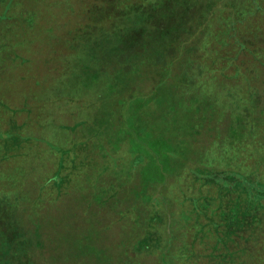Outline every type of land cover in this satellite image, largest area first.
<instances>
[{
	"label": "rangeland",
	"instance_id": "rangeland-1",
	"mask_svg": "<svg viewBox=\"0 0 264 264\" xmlns=\"http://www.w3.org/2000/svg\"><path fill=\"white\" fill-rule=\"evenodd\" d=\"M93 1L22 0L28 5L37 3L34 19L30 20L33 15L28 14L29 9L21 13L22 30L10 34L12 46L8 49L0 35V251L7 252L8 262L33 264L32 259L37 258L32 248L38 241L28 231L35 225L34 230L41 229L42 233L37 236L39 242L45 244L37 254L46 264H210L215 255L226 252L225 245L215 248L214 238L205 232L212 228L210 214L207 219L204 214L192 213L193 219L185 221L186 228L175 232L173 246L166 244L171 237L168 208L164 204L144 203L139 197L146 189L150 196L155 194L150 186L147 188L145 175L153 164V151L167 153L168 147L152 146V151H141L144 157L139 154L138 143L142 146L141 137L147 144L163 137L173 142L180 131L193 133L199 129L201 144L205 141L206 146L217 149L211 142L218 140L217 129L223 117L220 97L231 92L249 106L250 90L264 103V70L257 67L251 56L252 52L264 59V18L255 9L257 0H174L171 7H180L165 14L157 12L155 17L160 23L153 22L165 35L157 37L160 45L150 58H162V62L139 68L135 56L128 61L125 73L131 76V82L115 90L118 92L111 98L107 96L108 90H103L96 99L97 92L90 89L97 85L95 75L101 73V64L118 63L121 74L124 68L123 52L113 47L71 48L83 36V28L98 27L97 17L84 11ZM258 2L264 7V0ZM239 17L242 25L234 23ZM15 19H0V24L17 28L20 22L17 25L19 18ZM235 25L240 35L234 37L230 29ZM195 29L202 31L201 36L213 53L217 50L209 54L199 46L202 54H209L204 65L212 66V81L202 77L186 101L176 102L175 111L170 114L167 95L153 94L145 100L136 95L128 98L133 88H141L147 94L155 83L168 82V78L160 79L157 75L164 70L168 51L173 54L171 47L179 45L178 40H189ZM207 30H214L213 36ZM207 36L215 40L212 42ZM17 50L31 56V62L22 59V66L18 67L23 54ZM138 51L139 57L146 56L141 48ZM78 60L89 63L88 73L78 67ZM74 67L80 69L71 70ZM66 68L65 76L61 72ZM239 69L258 76L255 85L247 84ZM170 82L169 95L178 84L177 80ZM208 89L213 90L209 95ZM157 102H163L160 109ZM168 128L174 132L168 135ZM118 133L121 138L114 137ZM123 134L124 138L129 137L128 158L120 148ZM100 141L104 147H111L105 151ZM237 151L242 155L229 159L230 162L242 163L241 167L246 169L258 166L260 161L254 154L244 156V150ZM174 182L173 186L160 187L167 200L179 198L171 210L181 213L191 209L188 203L181 202L183 195L176 187L178 181ZM228 240L231 252L238 253L236 238ZM138 242L147 246L144 251L135 249ZM163 247H167L165 258L161 253ZM242 255L239 260L251 264L250 258ZM229 261L239 263L235 258Z\"/></svg>",
	"mask_w": 264,
	"mask_h": 264
},
{
	"label": "trees",
	"instance_id": "trees-1",
	"mask_svg": "<svg viewBox=\"0 0 264 264\" xmlns=\"http://www.w3.org/2000/svg\"><path fill=\"white\" fill-rule=\"evenodd\" d=\"M21 2L22 0H0L1 21L19 18L16 24L18 25L20 22L17 28H13V25L8 26L7 23L0 24V35L2 38H5L4 47L6 46V49L9 48L8 46H12V43L9 42L10 34H14L15 31L19 33L22 30L21 13L26 12L25 9H29L27 11L28 14L31 12L30 14L33 15L30 17V20H33L34 15H36L35 12L38 7L36 2H33V4L29 3L31 5ZM173 3L174 0H94L84 10L92 14L93 18L97 17V23L95 24L98 27L97 29H91L88 26L83 28V36L75 40L76 46H71V48L74 50V48L76 49L80 45H84V47L93 45L103 48L113 47L118 49L119 52H123L122 67L124 68V73H120L121 65L118 63L111 66L106 61L101 64L102 67L99 70L101 73L95 75L98 79L95 81L97 85L90 89L97 92L94 97L95 99L103 90H108L107 96L111 98L115 92H118L115 90L122 88L126 82H131L129 78L131 76H127L125 73H127L128 61L135 56H138L139 68L140 65L143 68H150L153 62H162V58H150L151 52L154 51L156 46L160 45L157 42V37L165 35V32L157 28L153 22L160 23V19H156L155 17L157 12L161 11L165 14L166 11L169 12L180 7V4L171 7ZM20 5L23 7L22 10L17 8ZM167 5L168 7H162ZM255 9L264 14L263 4L259 3L258 0ZM234 23L241 25L242 21L235 19ZM199 31V29H195L191 38L185 40L186 42L178 40L179 45L171 47L173 54L168 51V60H166L168 62L164 61L163 72L157 74L160 79L168 78V82L155 83L147 94L141 88H133L132 94L128 98L131 99L132 96L136 95L145 100L149 95L153 94L167 95L168 114H170L175 111V108H173L175 104L186 101V96L196 89V85L202 77H205L209 81L211 79L209 77L210 71L213 68L212 66L208 67L204 65V62H206L212 50L209 49V43L201 36L202 31ZM231 32L234 37L240 35V30L236 28V25L231 27ZM206 33L213 36L214 30H207ZM207 38L211 41L215 40V38L212 39L209 36ZM199 46L209 54L207 56L202 54L199 51ZM140 48L146 54L143 58L139 57L138 50ZM11 52L16 53L15 50H11ZM17 53L20 54L21 52L17 50ZM214 53H217V50ZM214 53L212 52V54ZM23 55L20 57V62L17 63L18 67L22 66L24 62L22 59L28 62L32 60L31 56ZM251 56L252 59L256 60L257 67L260 66L259 68L263 71L264 67L262 65L264 66V59L261 60L252 52ZM211 59L214 62L215 59ZM258 60L262 63H259ZM13 61L15 62L17 59L13 58ZM76 63L78 67L85 69V72H89V63L85 61L83 63L79 60ZM213 64L211 63V65ZM78 67L71 68V70L80 69ZM67 72L68 68L62 70L61 73H64L66 76ZM238 72L240 75L246 76L245 81L247 84L255 85L257 82L258 76L251 74L250 71L248 75L240 72V69ZM169 80L178 81L176 89L171 90L175 95H169L170 89L168 87L169 83H171ZM255 89L258 90V88ZM208 91L206 94L209 95L213 90L208 89ZM247 91L249 106L243 105L242 99L234 96L235 94L231 92L225 94V97H220L221 103L224 104V107L221 109L223 117L221 118L220 128L217 129L218 140L211 142V145L215 143L217 149L206 146L207 143L205 141L201 144L199 139L201 131L199 129L193 133L189 132V130L180 131L178 133L179 138H173V142L163 137L153 144H147L148 142H145L141 137L142 141L140 142L142 146L138 143L139 154L144 157L146 155L142 153L143 150L150 149L152 151V146L154 149L158 145L162 148L168 147L167 153L158 150L153 151V164L145 175V182L149 184L147 188L150 186L149 190H154L155 194L150 196L147 191L148 189H146L144 194L139 197L143 202L145 201L144 203H152L155 206H162L164 204L168 208V230L171 237L166 241V244L168 245L169 243V247L173 246L177 237V233L175 232H178L181 228H186L185 225L187 223L185 221L193 219L192 213L204 214L206 218L210 214L211 217L207 219L212 222V228H204L206 229L205 232H208L214 238L215 248L218 246L221 248L220 245H225L226 247V252H220L215 255L210 264H230L229 260H233L234 258L239 261L238 264H244L239 260L241 254L250 258L251 264H264V232L259 230L260 228L264 230V103L261 101L262 98L256 99V97L251 95L252 92L250 90ZM156 105L160 109L163 102H157ZM212 118L214 117L212 116ZM260 123L262 124L260 125ZM128 124H130V121ZM192 124L193 126L195 125L193 122ZM141 125L139 127L143 128ZM173 132V129L168 128V135ZM124 135L126 134H123V144L120 148L124 156L128 158L130 152L127 151L126 147L127 144L130 147L129 137L124 138ZM114 137L121 138L119 133L114 135ZM100 145L105 151L111 147L110 144L109 147H104L102 142ZM238 149L245 151L244 156L254 154V156L258 157L260 161L257 163L258 166L253 168L252 165L250 169H246L241 167L240 164L242 163L230 162L229 159H236L242 155L240 151H237ZM131 151L134 153L132 145ZM110 152L114 154V151L111 149ZM74 157H76L75 154ZM61 163H63V158L61 159ZM222 165L224 166L223 168L221 167ZM174 181H178L176 182V187L178 192L183 195L181 196V202L188 203L187 206L189 208L192 206L191 209H186V211L184 210L181 213L171 210L176 202L179 203V198L177 197V200H170L168 197L167 200L160 187L166 185L168 187L170 185L173 186L175 184ZM226 195H229L230 199ZM34 229H36L35 225L28 231L29 236L35 234L36 237L34 239L38 241L33 244L34 247L32 249L35 250L32 253L35 259H37H32V262L33 264H39L42 261L41 264H46L43 261L44 259H40L41 254H37V251H40V248L43 249L45 246L43 242H39V238L37 237L41 233V229L37 228V231ZM221 229L225 230L222 234ZM213 233L216 235H213ZM228 238H236L235 248H238V253L237 250L233 251V253L231 252L232 247L228 242ZM136 245L135 249L140 248L142 251L147 247H144L142 242H138ZM161 251L163 257H167V247H163ZM8 261L7 252L4 250L0 251V264H14V262L10 261V263Z\"/></svg>",
	"mask_w": 264,
	"mask_h": 264
},
{
	"label": "crops",
	"instance_id": "crops-1",
	"mask_svg": "<svg viewBox=\"0 0 264 264\" xmlns=\"http://www.w3.org/2000/svg\"><path fill=\"white\" fill-rule=\"evenodd\" d=\"M259 17H263L264 18V14L262 13V16H259ZM237 19H239V20H241L242 21V19L239 17V18H237ZM244 20V19H243ZM242 25V24H241ZM244 32V31H243ZM249 32H251V29L250 30H248V32H246V36H247V33H249ZM251 35L253 36V34L251 33ZM256 37H258V35H256ZM245 40H247V38L245 37ZM249 40V42H250V44L251 43H253V42H251L252 41V39H248Z\"/></svg>",
	"mask_w": 264,
	"mask_h": 264
}]
</instances>
